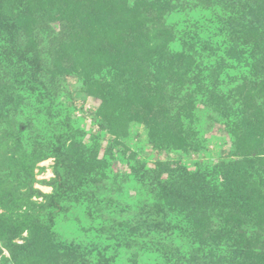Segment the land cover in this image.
Here are the masks:
<instances>
[{"label":"rangeland","instance_id":"1","mask_svg":"<svg viewBox=\"0 0 264 264\" xmlns=\"http://www.w3.org/2000/svg\"><path fill=\"white\" fill-rule=\"evenodd\" d=\"M30 1L0 0L2 21L15 29L0 31V264H246L232 261L229 248L199 243L182 208L159 197L184 172L205 174L209 187L223 182L232 194V184L219 178L221 166L250 154L264 163V98L247 103L244 131L253 139L240 147L233 138L240 133L232 126L234 111L244 108L236 90L252 87V78L242 66L233 70L241 49L232 53L219 25L222 8L163 10L156 17L167 33L161 45L150 37L142 44L158 46L165 58L144 74L135 69L129 78L140 82L127 84L126 74L93 64L98 59L87 51L59 61L55 42L70 28L50 17L31 19ZM120 5L131 9L135 0ZM135 16L124 17L126 28ZM201 30L207 47L189 53L187 65L174 64ZM125 52L114 61L131 60L133 53ZM106 74L114 80L110 88L120 89L113 124L88 88ZM216 85L227 100L207 95ZM226 201L232 204L229 196ZM219 221L212 223L219 227Z\"/></svg>","mask_w":264,"mask_h":264},{"label":"trees","instance_id":"2","mask_svg":"<svg viewBox=\"0 0 264 264\" xmlns=\"http://www.w3.org/2000/svg\"><path fill=\"white\" fill-rule=\"evenodd\" d=\"M122 1L124 0H32L28 5L32 8L29 12L31 19L45 20L50 17L51 21H59L60 24L70 28L63 34L61 43L55 42L59 47L55 48L54 53L59 61L63 60L64 55L72 52L75 56L85 57L88 52L90 57L98 59L97 63L93 64L101 61L99 65L107 69H115V75L126 74L127 84L140 82V80L136 81L137 76L129 78L130 73L133 75L135 69L137 74H144V70L161 65V60L165 58L161 54L162 50L157 49L158 46L151 48L147 44H142L150 37L151 41L156 39L155 42L160 41L161 45V39L167 33L163 32L162 25H157L156 17L163 10L171 8L172 11L193 13L199 9L198 5H219L226 16L219 25L224 28V34L230 37L232 53L235 52L236 47L241 49L239 60L236 59V67L233 70H238V66H242L243 69H248V76L253 79H248L252 82V87L239 86L240 89L236 90V97L240 92L243 93L240 98L244 108L239 107L234 111L237 120L235 125L232 124L233 129L237 127L240 130L238 136H233L234 140H240V147L243 143L246 144L245 138L248 136L244 130L248 125L245 123L250 122L247 103L251 101L255 103L264 98V79L259 80L260 76L264 77V0H135V7L131 9L120 5ZM102 3L103 9H97L96 5ZM86 7L87 14L84 15L82 12L85 13ZM132 12L137 14L136 19L131 20L130 26L126 28L128 24L124 17L129 18ZM2 19L0 15V31L7 30L8 33L15 34L14 26L4 24ZM191 23L192 27L197 25L196 22ZM147 24H152L150 29ZM199 34H202V30L190 40L191 43L186 46L185 52L178 56L181 60L174 64L187 65L196 54L197 46L201 50L207 47V41L201 40ZM98 37L101 39L98 45L87 42L89 40L96 42ZM65 39L69 42L66 43ZM123 40L128 42V45H120ZM135 41H138L137 47L132 45ZM114 42L119 44H112ZM125 51L133 53L131 60L128 61L126 57L124 60L114 61L113 57L119 59L120 55L122 57L125 55ZM145 51L150 52V55H146ZM154 58L158 60L152 61ZM248 60L251 63L249 65ZM82 72L86 79H90L89 69L86 71L82 68ZM255 76H258V82L255 81ZM105 77L90 82L88 88L91 95L101 101L99 113L102 118H110L113 124L119 120L118 115L113 113L120 104L116 99L120 89L118 91L111 89L114 80L113 78V81L111 78L108 80L107 74ZM204 81L205 79L198 80L197 83ZM242 82L245 83L244 80ZM198 86L200 89L204 88L202 85ZM215 87V91L207 95L212 98L218 95L227 100V97L217 89V85ZM232 104L235 106L236 103L232 102ZM251 138L253 139L252 135L248 140ZM258 156L259 154L245 157L237 155V160L220 167L221 170L226 169L220 170L219 178L225 183L232 184V194L228 193L229 186H225L223 182L219 183L218 188L209 187L205 174L184 172L169 184L165 192L161 190L159 195L161 198L171 199L175 206L182 208L180 215L189 226L193 237L200 238L199 243L211 241L217 247L229 248L231 250L229 257L235 263L240 258L245 260L246 264H264V190L262 188L264 163ZM175 194L178 196L175 197ZM226 196L231 198L232 204L226 201ZM231 206L232 208L229 209ZM214 219H220L219 227L213 225ZM198 253L196 251L192 256L190 255V259L194 260V256ZM213 255V252L209 253L208 258L211 260Z\"/></svg>","mask_w":264,"mask_h":264}]
</instances>
